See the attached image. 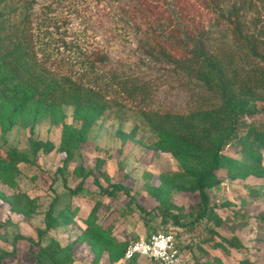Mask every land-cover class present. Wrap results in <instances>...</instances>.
<instances>
[{
  "label": "rangeland",
  "instance_id": "obj_1",
  "mask_svg": "<svg viewBox=\"0 0 264 264\" xmlns=\"http://www.w3.org/2000/svg\"><path fill=\"white\" fill-rule=\"evenodd\" d=\"M170 2L174 1H33V27L39 38L40 56L44 55L56 68L72 70L77 68L81 52L72 48L69 41L82 47L83 51L102 49L110 57L108 64L100 68L106 75L105 80L116 75L138 82L146 87L148 97L146 93L142 97L144 100L136 101L128 100L125 94L119 96L122 112L111 110L96 121L66 166L65 154L60 151L62 126L43 120L34 128L18 125L6 135L0 130V157H6L10 147L29 153L34 140L54 145L51 152L41 149L36 156L31 155L32 163L20 164L23 174L17 181L24 192L37 197L36 209L26 215L11 210L10 205L0 199V264H33L39 246L27 239L40 240L44 245L54 239L64 245L74 243L73 264H112L108 253L96 262L90 246L77 241L95 206L97 222L113 229L112 237L126 245L151 229L171 231L183 241L186 264H240L246 260L264 264V172L227 179L210 188L211 204L216 207L215 221L209 219L212 206L203 213L205 206L201 196L191 186L179 185L166 198L172 215L165 213L163 201L155 194L154 188L166 185L164 177L181 172V168L172 152L159 148L158 138L139 114V108L184 113L209 98L201 82L163 58H153L145 52L143 33L136 25L137 21L171 23ZM215 3L216 0H180L183 13L182 16L175 15V26L180 23L183 27L209 25ZM259 6L264 14V0H260ZM141 10L146 15L135 16L134 11ZM256 16L253 12L246 14L247 25ZM221 27L222 30L214 28L213 36L218 44L225 43L223 50L234 53L235 64L256 65L257 59L244 56L245 51L230 28ZM66 113L69 123L78 124L74 121L73 107L67 106ZM256 120L264 122V114L248 118L249 122ZM225 153L240 159L246 157L239 149L230 147ZM262 162L264 164V149ZM64 179L72 189L83 180V190L72 194L65 187ZM97 180L104 187L119 183L128 193L119 191L115 196H109ZM0 190H3L2 186ZM56 197V213L68 206L75 212L74 221L66 227L52 229L40 238L39 233L46 228V216ZM175 213L181 224L175 221ZM236 236L244 241L243 247L230 246L227 242L217 246L224 242V237ZM129 264L155 263L138 258Z\"/></svg>",
  "mask_w": 264,
  "mask_h": 264
},
{
  "label": "trees",
  "instance_id": "obj_2",
  "mask_svg": "<svg viewBox=\"0 0 264 264\" xmlns=\"http://www.w3.org/2000/svg\"><path fill=\"white\" fill-rule=\"evenodd\" d=\"M33 1L0 0V130L6 135L18 125L34 128L43 120L62 126L60 151L65 154L66 166L96 121L111 110L122 112L119 96L125 94L128 100H144L142 97L146 96L147 89L138 82L116 75L106 81L100 68L108 64L110 57L102 49L83 51L82 47L69 41L72 48L81 52L77 68L72 70L56 68L44 55L40 56L39 38L33 27ZM173 1L168 4L171 23L137 21L136 25L143 33L145 52L153 58H163L201 82L209 98L184 113H161L144 107L138 112L157 136L159 148L172 152L181 168V172L164 177L165 186L154 188L157 197L163 201L165 213L172 215L165 202L171 191L179 185H188L199 192L205 206L203 213L212 206L209 219L215 221L216 207L211 204L209 189L227 179L264 172V122L248 121L250 117L264 114V14L260 0H216L209 25L183 27L180 23L175 26L174 17L182 16L183 9L180 0L176 4ZM250 12L257 16L247 25L245 15ZM134 13L137 17L146 15L144 10ZM220 25L230 28L246 58L257 59L259 63L251 67L235 64L234 53L223 50L225 43L218 44L213 36L214 28L222 30ZM67 106L73 107L74 121L78 124L68 122ZM229 147L239 149L246 157L227 155L225 150ZM41 149L51 152L54 145L34 140L29 153L10 147L6 157H0V186L3 188L0 199L13 211L29 215L38 206L37 197L24 192L17 178L23 174L20 164L32 163L29 157L36 156ZM63 181L72 194L83 190V180L76 189L69 187L67 179ZM99 185L109 196H115L119 191L128 193L119 183L111 187H104L100 182ZM57 199L51 203L46 228L40 231V238L52 229L66 227L74 221L75 212L68 206L56 213ZM96 209L95 206L86 219L87 227L77 241L90 246L96 262L108 253L110 262L114 263L124 255L128 245L112 237L113 229L97 222ZM173 216L181 224L179 215ZM27 240L39 246L33 264L74 262V243L64 245L54 239L44 245L40 240ZM223 241L217 246L221 247L225 242L235 247L245 245L237 236L224 237ZM240 264L252 263L246 260Z\"/></svg>",
  "mask_w": 264,
  "mask_h": 264
},
{
  "label": "built area",
  "instance_id": "obj_3",
  "mask_svg": "<svg viewBox=\"0 0 264 264\" xmlns=\"http://www.w3.org/2000/svg\"><path fill=\"white\" fill-rule=\"evenodd\" d=\"M134 258H146L156 264H185L181 241L171 231H156L131 242L124 255L112 264H129Z\"/></svg>",
  "mask_w": 264,
  "mask_h": 264
},
{
  "label": "crops",
  "instance_id": "obj_4",
  "mask_svg": "<svg viewBox=\"0 0 264 264\" xmlns=\"http://www.w3.org/2000/svg\"><path fill=\"white\" fill-rule=\"evenodd\" d=\"M154 232H156V230H154V229H151L150 231H149V233L148 234H145V235H143V236H148V235H150V234H152V233H154ZM181 242H183V241H181ZM182 246H183V244H181ZM184 250V249H183ZM185 251V250H184ZM185 259V258H184ZM156 264V263H155ZM185 264H186V260H185Z\"/></svg>",
  "mask_w": 264,
  "mask_h": 264
}]
</instances>
